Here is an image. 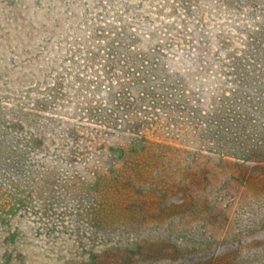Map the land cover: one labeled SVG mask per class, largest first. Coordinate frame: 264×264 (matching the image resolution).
Here are the masks:
<instances>
[{
  "label": "rangeland",
  "instance_id": "1",
  "mask_svg": "<svg viewBox=\"0 0 264 264\" xmlns=\"http://www.w3.org/2000/svg\"><path fill=\"white\" fill-rule=\"evenodd\" d=\"M248 37L264 0H0V264H264V168L87 113L139 57L215 98Z\"/></svg>",
  "mask_w": 264,
  "mask_h": 264
},
{
  "label": "trees",
  "instance_id": "2",
  "mask_svg": "<svg viewBox=\"0 0 264 264\" xmlns=\"http://www.w3.org/2000/svg\"><path fill=\"white\" fill-rule=\"evenodd\" d=\"M261 40L248 37L241 51L229 54L227 64L218 62L221 71L218 78L225 80L229 91L222 90L215 98L205 97L203 92L186 91L183 81L159 79L156 73L161 71L157 65L139 57L126 62V76L118 84V91H107L109 110L92 107L87 113L92 120L112 129L124 127L132 136L160 121L167 127L182 130L187 119L195 130L202 129L207 144L222 157L264 168V44ZM135 68L140 71H133ZM207 100L210 105L204 111L202 102Z\"/></svg>",
  "mask_w": 264,
  "mask_h": 264
}]
</instances>
